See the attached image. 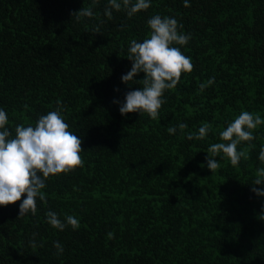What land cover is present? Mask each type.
Here are the masks:
<instances>
[{
    "label": "trees",
    "instance_id": "1",
    "mask_svg": "<svg viewBox=\"0 0 264 264\" xmlns=\"http://www.w3.org/2000/svg\"><path fill=\"white\" fill-rule=\"evenodd\" d=\"M108 7V0H0L7 127L14 133L59 108L83 150L80 166L47 179L35 215L18 217L26 194L0 206V264H264V197L251 191L264 187L253 185L264 168V124L238 145L245 152L238 166L218 156L212 173L205 159L241 111L264 118V0H190L188 7L152 0L131 17L122 7L110 18ZM87 8L93 16L72 17ZM156 14L175 17L191 34L175 46L193 69L165 91L156 120L122 116L113 100L142 87L145 75L121 81L132 66L130 41L149 37ZM179 123L187 128L170 135ZM203 123L208 135L188 140ZM48 211L61 220L73 215L80 227L59 231Z\"/></svg>",
    "mask_w": 264,
    "mask_h": 264
},
{
    "label": "clouds",
    "instance_id": "2",
    "mask_svg": "<svg viewBox=\"0 0 264 264\" xmlns=\"http://www.w3.org/2000/svg\"><path fill=\"white\" fill-rule=\"evenodd\" d=\"M185 7L189 6L190 0H183ZM110 7L105 9V14L110 18L113 9L119 11L126 9L129 17L141 10H147L152 0H108ZM77 19L91 17V8L81 9L72 14ZM150 35L148 38L137 41L132 39L128 48L127 59L132 62L131 69L121 76V81L131 85L130 81H137L135 77L144 73V78L139 82L142 87L126 93L124 100L114 99L122 116L128 113H139L140 116L147 114L151 119L159 117V110L165 102L164 93L176 87L182 72H191L192 58L181 51V47L187 45L191 34H185L179 29L175 17L153 15L148 21ZM215 83V77L208 79L207 83L200 84L203 91ZM134 84V83H133ZM118 91V89H117ZM9 117L6 110L0 107V206L19 203L18 217L37 213V200L45 201L46 181L50 175L68 174L82 164L81 138L69 130V125L59 108L41 115L35 124H18L15 132L7 127ZM264 124V118L253 115L248 111L240 114L227 127L219 132L223 142L211 144L207 150L206 166L212 173L220 167V160L225 156L231 165L238 166L241 158L245 157L243 150H238V145L243 141L254 139L253 130ZM210 125L203 123L196 133H188V140H203L210 131ZM177 128L183 130L187 124L179 123L169 127L167 132L174 135ZM223 154V156H221ZM258 159L264 162V147H261ZM253 185L264 186V168L257 170V179ZM259 197H264V187L251 189ZM47 223L59 230L64 231L67 227L76 230L80 227L79 220L73 215H66L61 220L54 211L46 213ZM264 220V214L260 215ZM109 232L108 237L113 238ZM54 247L57 255L64 251L63 245L56 241Z\"/></svg>",
    "mask_w": 264,
    "mask_h": 264
}]
</instances>
